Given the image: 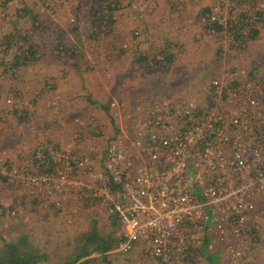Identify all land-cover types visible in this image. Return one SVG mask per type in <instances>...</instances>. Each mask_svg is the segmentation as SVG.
Listing matches in <instances>:
<instances>
[{"label":"rangeland","instance_id":"obj_1","mask_svg":"<svg viewBox=\"0 0 264 264\" xmlns=\"http://www.w3.org/2000/svg\"><path fill=\"white\" fill-rule=\"evenodd\" d=\"M223 2L123 0L112 32L97 43L90 38L87 8L77 0H0V39L10 32L16 9L25 5L42 23L35 37L38 60L16 80L0 69V246L22 233H50L59 258L67 240L87 232L93 222L104 233L113 231L111 205L117 192L104 173L108 146L114 141L127 145L140 132L196 124L183 116L171 124L173 110L183 102L223 114L226 122L238 120L235 130L224 126L217 132H254L264 120L258 83L264 81V17L255 41L244 50H230L226 37L207 32L198 19L200 9L217 12ZM260 8L264 16V4ZM221 11L227 18L226 7ZM28 22H22L26 29ZM168 43L172 65L139 67L141 51ZM252 69H257L255 78L249 77ZM232 81L239 87L225 91ZM212 85L216 99L210 107ZM154 117L161 129L152 125ZM258 141L255 133L248 138L252 146ZM263 148L260 144L264 154ZM257 159L260 174L255 172L254 180L264 176V162ZM48 166L53 173L45 172ZM241 175L237 188L248 178ZM236 200L242 203L240 195ZM249 204L251 210L238 207L239 218L220 232L211 225L205 229L206 256L197 253L202 246L168 254L187 256V264H264V191L258 185ZM207 210L210 214L215 207ZM127 251L135 258L148 252L142 243Z\"/></svg>","mask_w":264,"mask_h":264},{"label":"built area","instance_id":"obj_2","mask_svg":"<svg viewBox=\"0 0 264 264\" xmlns=\"http://www.w3.org/2000/svg\"><path fill=\"white\" fill-rule=\"evenodd\" d=\"M196 110L193 102H183L173 110L171 124L183 116L197 125L188 121L171 132H140L127 145L114 141L108 146L104 173L117 192L111 213L125 238L117 251L142 243L152 257L161 258L198 248L209 225L220 232L239 218L238 207L252 209L255 185L264 191V176L254 180L255 172L260 174L256 157L264 162L262 137L252 146L248 138L254 132H217L224 126L235 130L238 120L226 122L223 114L207 108L196 122ZM152 125L161 129L162 122L155 117ZM239 172L248 178L237 188Z\"/></svg>","mask_w":264,"mask_h":264},{"label":"trees","instance_id":"obj_3","mask_svg":"<svg viewBox=\"0 0 264 264\" xmlns=\"http://www.w3.org/2000/svg\"><path fill=\"white\" fill-rule=\"evenodd\" d=\"M77 1L79 5H84L87 8L85 17L90 29L91 40L100 43L112 32L117 23V14L124 9L123 0ZM263 4L264 0H226L217 12H214L212 8L200 9L198 19L207 32L218 37H226L230 50L240 51L247 48L248 44L255 41L260 35L264 17L260 7ZM224 7L227 9L225 14L227 18L222 15L223 11L221 10ZM22 22H28L30 29L22 26ZM41 27L42 23L39 16L33 9L26 5L16 9L10 32L0 39V69L2 75H8L11 79L16 80L22 69L38 60L35 37L40 32ZM170 46L172 47V44L168 43L152 52L141 51L139 57L136 58L139 67L150 69L154 67L161 68L166 64L172 65L173 56L169 51ZM256 72L257 69L250 70L249 77L255 78ZM258 83L264 98V81L259 80ZM237 87H239L237 81H232L223 89L226 91ZM211 88L213 92H211L208 99L210 107L213 104L212 99H216L214 96L216 86L212 85ZM109 107L110 105L105 107L107 113ZM200 109L196 110L195 117L202 116L205 107ZM17 114L19 112L13 113L14 116ZM109 117L111 122H114L113 116L109 115ZM18 121L24 122V116L19 115ZM254 133L256 139L259 140L262 137L260 143L264 146V125L262 126L260 121L258 126L254 125ZM7 167L10 171L9 166ZM53 171L50 166L45 170L47 173H53ZM113 219V231L104 233L98 228L97 222H93L87 232L68 239L67 244L63 247L67 251L63 253V257L59 258L55 256L53 249H51L53 243L50 233L39 237L34 236L33 232L22 233L9 241L2 242L0 246V264H187V256L175 258V255L167 254L161 258H154L149 252H143L141 256L135 258L130 256L129 251L115 253L116 247L119 248L125 238L120 233L117 218L113 216ZM207 242L208 239L205 238L202 248L197 249L198 251L195 250L199 256H206L203 250Z\"/></svg>","mask_w":264,"mask_h":264},{"label":"crops","instance_id":"obj_4","mask_svg":"<svg viewBox=\"0 0 264 264\" xmlns=\"http://www.w3.org/2000/svg\"><path fill=\"white\" fill-rule=\"evenodd\" d=\"M213 257H215L214 255H212Z\"/></svg>","mask_w":264,"mask_h":264}]
</instances>
